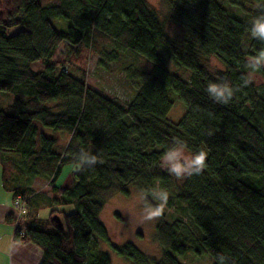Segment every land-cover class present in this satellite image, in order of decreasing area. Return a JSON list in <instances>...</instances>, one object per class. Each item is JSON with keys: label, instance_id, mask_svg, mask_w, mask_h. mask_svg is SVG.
<instances>
[{"label": "trees", "instance_id": "obj_1", "mask_svg": "<svg viewBox=\"0 0 264 264\" xmlns=\"http://www.w3.org/2000/svg\"><path fill=\"white\" fill-rule=\"evenodd\" d=\"M164 1L181 30L178 41L166 35L145 0H0V93L16 95L0 108V158L30 161L28 175L47 180L61 204L75 207L72 214L51 211L48 221H38L28 210L27 181L7 183L1 167L5 189L25 200L18 226L23 235L15 232L14 239L39 248L40 264H110L98 249L109 244L99 221L102 193L114 183L127 196L134 185L145 205L156 208L162 201L139 182L165 187L159 162L183 142L192 155L207 152L206 168L168 197L157 225L167 249L157 261L130 243L109 245L111 251L129 264H180L176 256L188 251L209 256L212 264H264V85L253 86L245 76L246 59L264 51V40L251 33L254 20L264 16V0ZM52 20H63L66 30L56 31ZM13 28L21 30L8 36ZM115 48L135 63L127 77L135 92L126 107L88 89L83 71L78 78L68 72L81 53L112 59ZM164 56L190 71L189 84L166 71ZM209 58L223 70L211 74L203 65ZM34 63L42 70L32 71ZM255 67L264 78L261 65ZM210 84L232 89L228 104L210 96ZM172 93L185 112L168 125ZM57 102L59 110H50ZM58 134L68 136L61 154L52 152ZM88 148L97 162L81 164L70 188L53 187L61 167L80 163ZM170 211L175 217L168 223Z\"/></svg>", "mask_w": 264, "mask_h": 264}, {"label": "rangeland", "instance_id": "obj_2", "mask_svg": "<svg viewBox=\"0 0 264 264\" xmlns=\"http://www.w3.org/2000/svg\"><path fill=\"white\" fill-rule=\"evenodd\" d=\"M145 2L152 8L158 18L164 24V31L166 35L173 41H178L181 38L180 28L169 19L168 9L164 0H145ZM52 26L56 31H65L67 23L63 20H52ZM20 28H13L7 30L8 36H12L20 31ZM110 50V49H109ZM114 58H109L105 53L97 55L94 52L81 53L79 62H73L69 67L68 72L78 78L84 74L85 85L88 89L95 91L103 97L116 102L122 107H126L134 95L135 90L131 86L128 75L132 73L135 67L134 59L127 52L121 48H115V52H110ZM205 68L214 74L222 71L223 67L214 58H209L203 61ZM252 60L246 59L245 76L246 79L253 86L264 85V78L251 70ZM264 70V63L260 64ZM164 66L166 71L180 79L182 82L189 84L191 81V73L187 69L175 65L169 57L164 56ZM34 72L42 70L41 63H34L30 66ZM16 95L14 93H0V108L10 104ZM22 99L26 97L21 95ZM173 107L170 110L166 124L170 125L177 122L184 114L185 109L182 103L177 99L175 94H171ZM61 103L49 104L50 110L57 112ZM42 132L49 136L51 130L42 128ZM57 137L58 143L52 148L55 154H61L68 141V136L65 134L53 135ZM180 149V148H176ZM174 149V150H176ZM184 155H192L184 150ZM95 157L90 148L87 149L82 161L77 164L65 165L61 167L52 186L58 189L70 188L75 180L74 173L80 170L81 164L85 162H93ZM97 162V159L96 161ZM183 163V160H180ZM21 161L19 157L13 154H5L0 158V181H1V167L4 169V181H27L26 191L33 192L32 188L41 190L42 194L37 196L29 205V213L33 214L40 222H46L50 218L51 211L55 213H62L69 215L75 212L74 205H63L60 198L51 189V184L45 179L32 178L27 173V169L31 171V163ZM171 162L164 157L159 162V170L165 173L168 177V183L165 187H161L159 182L141 181L139 187L150 195V198L155 199L156 202H161L163 192L168 193V197L182 185L184 179H177L168 171ZM29 166V167H28ZM16 176V177H15ZM15 177V178H14ZM34 185H32L34 182ZM31 183V185H29ZM6 184V182H5ZM43 186L45 187L44 189ZM117 186L112 183L109 190L102 193L105 198V205L100 212L99 221L105 227L109 244H98V249L108 254L110 264H129L125 260L117 257L110 249L111 246H122L126 243L132 244L143 255L150 259L159 260L163 250L167 249L168 238L157 230V225L160 218L153 220H146L147 213L152 210L145 205L143 195L136 186L131 185L127 187L128 195L124 196L116 192ZM43 190V191H42ZM36 201H40L36 204ZM175 217L173 212H168L164 220L171 223ZM180 264H212L211 259L207 255L197 256L192 251H188L184 256H176Z\"/></svg>", "mask_w": 264, "mask_h": 264}, {"label": "clouds", "instance_id": "obj_3", "mask_svg": "<svg viewBox=\"0 0 264 264\" xmlns=\"http://www.w3.org/2000/svg\"><path fill=\"white\" fill-rule=\"evenodd\" d=\"M251 33L253 36L264 40V16L254 20ZM251 60L253 64V71H256L257 68L255 65L264 63V51H261L259 56L253 57ZM247 83L248 81H245V84ZM207 91L216 102L221 104H228L233 96L232 89H230L227 85L216 86L210 84ZM185 147L186 144L183 142L180 149L169 150L164 156V159L171 162L170 167H168V171L177 179H184L191 177L192 175H199L206 168L205 161L207 159V152L201 150L194 155L188 156L184 155ZM92 159L93 162L96 161L95 157ZM181 159L183 160V163L180 162ZM161 201L162 202L156 208L147 213L145 217L146 220H153L163 215L168 201L167 192H163Z\"/></svg>", "mask_w": 264, "mask_h": 264}, {"label": "crops", "instance_id": "obj_4", "mask_svg": "<svg viewBox=\"0 0 264 264\" xmlns=\"http://www.w3.org/2000/svg\"><path fill=\"white\" fill-rule=\"evenodd\" d=\"M45 187L43 186L42 189ZM32 189L33 192L27 196L28 204L42 193L41 190ZM13 199L12 193L5 189L2 181H0V264H40L42 252L39 248L31 243L14 239ZM39 203L40 201H36V204Z\"/></svg>", "mask_w": 264, "mask_h": 264}, {"label": "built area", "instance_id": "obj_5", "mask_svg": "<svg viewBox=\"0 0 264 264\" xmlns=\"http://www.w3.org/2000/svg\"><path fill=\"white\" fill-rule=\"evenodd\" d=\"M12 208H13V213L12 217L14 220V233L17 232L19 236H22L23 234L18 231V224L19 220L21 219L22 215L25 213V200L21 196H16L13 199L12 202Z\"/></svg>", "mask_w": 264, "mask_h": 264}]
</instances>
